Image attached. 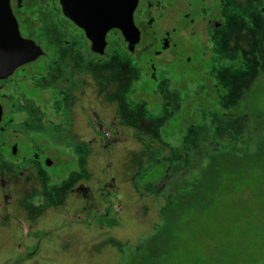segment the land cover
Instances as JSON below:
<instances>
[{"label": "rangeland", "instance_id": "374dc122", "mask_svg": "<svg viewBox=\"0 0 264 264\" xmlns=\"http://www.w3.org/2000/svg\"><path fill=\"white\" fill-rule=\"evenodd\" d=\"M32 34L48 43L55 39L46 28ZM22 35L26 37L24 31ZM136 66L140 72V65ZM201 67L203 80L193 81L201 85L207 79L217 86L216 94L213 99L210 91L203 88L204 98L199 107L206 109L208 115L197 117L175 146L165 145H172L174 139L163 144L162 127L153 129L156 138L152 137L145 122H155L170 104L174 106L173 112L178 111L176 97L180 95L169 97L166 92L179 80L172 69L168 70V78H160L157 83L144 76L137 83L133 77L132 84L123 92L124 106L118 110L119 119L122 112L133 121L142 117L141 129L132 127L130 120L122 123L112 113L111 101L118 87L110 84L109 74L105 78L95 75L97 112L93 111L90 119L87 107L85 117L79 112L76 128L71 126L67 111L74 106L81 108V102L55 94L57 111L47 113L45 124L34 121L37 127L32 139L38 142L44 135L50 142L47 149L57 145L66 158L59 165L45 168L46 172L36 169L31 176L27 174L29 180L24 186L33 188L31 195L0 198V264H264V152L259 159L247 162L245 172L241 169L235 179L221 180L217 191L206 196L205 208L200 213L183 208L175 213L171 240L156 242L154 258L144 262L140 256L139 261L135 260L147 239L163 224L159 212L172 192L170 187H151L163 164L171 175L178 163L175 154L190 153L185 172L191 179L207 160L203 145L211 136L215 148L228 141L244 146V132L250 124L242 121L241 116L235 117L241 112L235 106L251 91L248 111L244 113L259 110L264 124V74H258L264 65ZM142 82L146 94L135 100L133 83L139 89ZM84 88L88 99L91 91L86 85ZM102 101L112 103L106 104L105 114ZM257 129L250 143L252 151L260 147L264 150V125ZM88 140L93 142L92 148L84 146ZM167 157L166 162L162 161ZM68 169L77 181L71 177L67 187L52 179L46 182L44 175L61 173L63 177Z\"/></svg>", "mask_w": 264, "mask_h": 264}, {"label": "flooded vegetation", "instance_id": "af4514ba", "mask_svg": "<svg viewBox=\"0 0 264 264\" xmlns=\"http://www.w3.org/2000/svg\"><path fill=\"white\" fill-rule=\"evenodd\" d=\"M9 8L21 38L33 42L42 54L0 79V198L2 195L8 198L31 195L33 188L24 186L29 180L27 174L31 176L36 169L45 171L65 160L57 145L47 149L49 138L43 135L38 142L32 139L37 127L34 121L45 124L47 113L57 111L55 94L71 102H81V108L74 106L67 111L71 126L76 128L79 112L85 117L87 107L90 119V114L96 111L97 73L104 78L109 74L112 76L110 84L118 87L111 102L112 113L119 119V109L124 106L122 94L132 84L133 77L137 83L142 76L157 83L172 69L179 80L176 85L169 84L167 95L179 94L181 82L186 84L187 96L199 101L204 98L201 92L204 87L213 99L217 87L207 79L201 85L193 81L204 77L201 65H264V0H136L132 18L138 41L130 49L122 33L111 29L105 34L102 53L91 50V41L70 18L74 7L69 0H9ZM40 28H46L55 39L48 43L32 34ZM107 60H112L116 66L111 67L113 63L108 64ZM136 65H140V72L136 71ZM113 68L115 73H112ZM258 74H264V69ZM86 76H89L88 81ZM85 85L91 91L88 99ZM135 86L133 83V96L138 100L144 96V82L139 89ZM111 102H103L104 114L106 104L112 106ZM192 112L196 118L208 115L199 105H195ZM100 118L103 117L100 115ZM119 120L125 124L130 120L136 129H141V121H144L142 117L133 121L123 112ZM147 123L149 129L152 122ZM86 128L89 129L87 121ZM175 142L174 139L172 145L167 142L165 145L175 146ZM92 144L88 140L84 146L92 148ZM183 155V163L188 165L190 153ZM44 176L46 182L52 179L64 183L65 187L71 177L77 181L71 174L58 179ZM158 186L165 188V180L154 187Z\"/></svg>", "mask_w": 264, "mask_h": 264}, {"label": "trees", "instance_id": "16d2710c", "mask_svg": "<svg viewBox=\"0 0 264 264\" xmlns=\"http://www.w3.org/2000/svg\"><path fill=\"white\" fill-rule=\"evenodd\" d=\"M251 92L247 94L245 98L238 101L237 106H235L241 111L239 115L236 114L235 117L241 116L242 121H248L250 124L244 132L246 140L244 146L228 141L227 143H223L220 148H215L212 146L214 138L211 136L209 138V140H211H208V143L203 145L204 150L207 151V160L204 164L199 166L197 175L191 179L190 176L188 178V173L185 172L187 164L183 163L185 161V157H183L184 152H178L180 156H174V159L178 161V163L175 166L173 174L168 175V166L166 164H163V166L161 165L163 170L159 173L158 180L152 184L151 187L157 186L165 180L166 186L164 189L170 187L172 193L167 199L165 207H162L159 212L163 219L161 228L147 239L142 251L135 257L136 262L139 261L138 259L140 256L142 257L141 261L145 260L144 262L154 258L158 250V246L156 247L158 244H156V242L165 239L170 242V232L174 223L175 213L181 212V208H183V210L185 209V211L190 209L193 210V212L200 213V211L205 208L207 202L206 196L217 191L221 180L235 179L237 175L241 173V169L245 172L248 166L247 162L257 160L262 156L264 152L262 147L258 148L256 151L250 149V143L253 136L256 135V131L254 130H258L257 128L261 129L264 125L263 114L259 110H255L253 114L252 111L249 112V114L244 113L248 111L247 106L252 96ZM144 94H146L145 89ZM187 94L186 84L180 82L178 111L173 112L172 104L166 106L161 116L157 115V120L155 122L151 121L152 126L149 128V133L152 137L154 136L156 138L155 132L152 130L159 126L164 128V140L175 139V141H177L184 135L186 130L188 131L193 126L196 117L193 115L192 109L195 105L202 103L203 99L201 98L197 101L187 96ZM145 121L147 122L148 120ZM253 127L256 128L253 129ZM263 135L262 133L261 137H263ZM167 160L168 159H162V161L165 162ZM191 171L194 172L193 169ZM67 175H70L69 169L64 172L63 177H61V173L53 177L58 179L65 178ZM132 263H134V261H132L131 264Z\"/></svg>", "mask_w": 264, "mask_h": 264}, {"label": "water", "instance_id": "95a60500", "mask_svg": "<svg viewBox=\"0 0 264 264\" xmlns=\"http://www.w3.org/2000/svg\"><path fill=\"white\" fill-rule=\"evenodd\" d=\"M69 1L74 7L69 16L83 29L92 43L93 52L102 53L105 34L111 29H118L122 33L130 49L138 41L132 18L136 0ZM41 54L33 42L21 38L9 8V0H0V79ZM47 165H50L48 161Z\"/></svg>", "mask_w": 264, "mask_h": 264}]
</instances>
